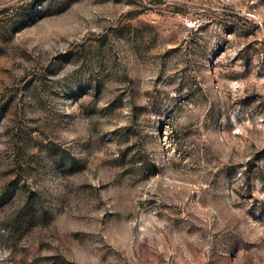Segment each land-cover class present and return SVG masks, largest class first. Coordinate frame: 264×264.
<instances>
[{
    "label": "rangeland",
    "instance_id": "374dc122",
    "mask_svg": "<svg viewBox=\"0 0 264 264\" xmlns=\"http://www.w3.org/2000/svg\"><path fill=\"white\" fill-rule=\"evenodd\" d=\"M0 264H264V0H0Z\"/></svg>",
    "mask_w": 264,
    "mask_h": 264
},
{
    "label": "trees",
    "instance_id": "16d2710c",
    "mask_svg": "<svg viewBox=\"0 0 264 264\" xmlns=\"http://www.w3.org/2000/svg\"><path fill=\"white\" fill-rule=\"evenodd\" d=\"M173 9H175L176 7L175 6H172Z\"/></svg>",
    "mask_w": 264,
    "mask_h": 264
},
{
    "label": "built area",
    "instance_id": "2783aa9c",
    "mask_svg": "<svg viewBox=\"0 0 264 264\" xmlns=\"http://www.w3.org/2000/svg\"><path fill=\"white\" fill-rule=\"evenodd\" d=\"M188 24H191V22H188Z\"/></svg>",
    "mask_w": 264,
    "mask_h": 264
}]
</instances>
